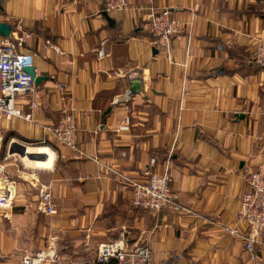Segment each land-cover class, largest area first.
Listing matches in <instances>:
<instances>
[{
    "label": "crops",
    "instance_id": "0c3cea01",
    "mask_svg": "<svg viewBox=\"0 0 264 264\" xmlns=\"http://www.w3.org/2000/svg\"><path fill=\"white\" fill-rule=\"evenodd\" d=\"M151 9L182 23L168 50L147 30ZM0 22L12 26L0 42L17 24L30 34L19 52L42 77L16 100L30 118H0V165L14 182L0 264H98V246L113 240L146 243L153 264H261L264 248L251 259L228 228L244 227V167L264 166V67L253 59L264 0H128L116 12L102 0H0ZM64 112L76 120L74 148L46 131ZM20 145L28 155L10 151ZM165 167L178 208L132 206L131 182ZM40 186L57 214L23 211Z\"/></svg>",
    "mask_w": 264,
    "mask_h": 264
},
{
    "label": "built area",
    "instance_id": "2783aa9c",
    "mask_svg": "<svg viewBox=\"0 0 264 264\" xmlns=\"http://www.w3.org/2000/svg\"><path fill=\"white\" fill-rule=\"evenodd\" d=\"M106 12H116L128 7V0H102ZM12 38L0 42V118L18 117L30 118V114H23L16 106V100L23 96H31L34 91L33 78L24 70L32 66V55L19 52V47L29 33L21 31L20 24ZM147 30L155 38V42L168 50L171 39L180 31L182 23L171 16L168 9L160 11L150 10L147 15ZM254 62L264 67V35L256 38ZM30 108H35V100L30 102ZM129 122L126 119L119 127L127 130ZM76 120L69 112H64L57 124L46 128L55 140L68 148L76 144ZM155 164V158H150L149 165ZM145 179L131 182V205L156 214L164 209H177L176 195L172 192L168 168L161 172L151 168L145 171ZM246 190L239 198L236 219L244 227L228 228V234L242 239L243 249L251 259L256 258V250L264 248V166L258 164L254 169L245 166L242 174ZM14 182L4 172L0 165V209L11 208L13 205ZM34 209L46 215L58 212L57 203L47 186H40L35 202L28 201L22 206L23 211ZM153 264L152 251L146 243L127 245L123 240H113L101 243L96 251L98 264ZM22 264H33L29 257L22 259ZM264 264V259L261 262Z\"/></svg>",
    "mask_w": 264,
    "mask_h": 264
},
{
    "label": "water",
    "instance_id": "95a60500",
    "mask_svg": "<svg viewBox=\"0 0 264 264\" xmlns=\"http://www.w3.org/2000/svg\"><path fill=\"white\" fill-rule=\"evenodd\" d=\"M104 15L107 17V14L104 13ZM12 30V26L10 24H7L5 22H0V34L4 37H9L10 36V32ZM24 70L31 76V78H33L34 83H38V81H40L42 79V77L36 76L35 72H34V67L33 66H28L25 67ZM140 87H141V83L139 80H132L131 84H130V90L134 93H137L140 91ZM11 152H16L20 155H25L27 154L25 151V146L24 145H20V147H17V149H12L10 148Z\"/></svg>",
    "mask_w": 264,
    "mask_h": 264
},
{
    "label": "bare ground",
    "instance_id": "6f19581e",
    "mask_svg": "<svg viewBox=\"0 0 264 264\" xmlns=\"http://www.w3.org/2000/svg\"><path fill=\"white\" fill-rule=\"evenodd\" d=\"M39 148V147H38ZM41 150V151H40ZM31 151V148L30 147H26V151L25 152H30ZM43 151H47V148H40V149H36V153H43L44 154V152ZM28 155V154H27ZM45 155V154H44ZM24 159H26V160H28V158L26 157V156H24L23 157ZM25 161V160H24ZM31 161V160H30ZM40 161H42V159H39V160H35V161H32V162H40ZM35 165H37V164H35ZM37 166H40V167H45V166H47L46 164H41V165H37Z\"/></svg>",
    "mask_w": 264,
    "mask_h": 264
},
{
    "label": "rangeland",
    "instance_id": "374dc122",
    "mask_svg": "<svg viewBox=\"0 0 264 264\" xmlns=\"http://www.w3.org/2000/svg\"><path fill=\"white\" fill-rule=\"evenodd\" d=\"M12 149H14V150H15V149H17V146H13V148H12Z\"/></svg>",
    "mask_w": 264,
    "mask_h": 264
}]
</instances>
